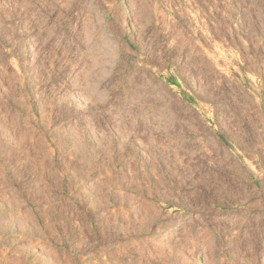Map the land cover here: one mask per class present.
<instances>
[{"label": "rangeland", "instance_id": "obj_1", "mask_svg": "<svg viewBox=\"0 0 264 264\" xmlns=\"http://www.w3.org/2000/svg\"><path fill=\"white\" fill-rule=\"evenodd\" d=\"M0 264H264V0H0Z\"/></svg>", "mask_w": 264, "mask_h": 264}]
</instances>
